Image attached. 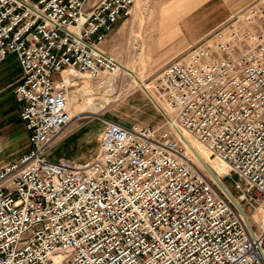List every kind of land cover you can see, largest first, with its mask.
I'll use <instances>...</instances> for the list:
<instances>
[{
	"label": "built area",
	"instance_id": "1",
	"mask_svg": "<svg viewBox=\"0 0 264 264\" xmlns=\"http://www.w3.org/2000/svg\"><path fill=\"white\" fill-rule=\"evenodd\" d=\"M134 2L0 0V64L17 59L13 96L28 142L0 166V264H264L261 4L157 73L166 129L104 121L90 163L48 158L74 121L75 77L118 70L99 45Z\"/></svg>",
	"mask_w": 264,
	"mask_h": 264
},
{
	"label": "rangeland",
	"instance_id": "2",
	"mask_svg": "<svg viewBox=\"0 0 264 264\" xmlns=\"http://www.w3.org/2000/svg\"><path fill=\"white\" fill-rule=\"evenodd\" d=\"M188 2L135 0L129 16L122 19L105 42L99 45L101 51L117 63L118 70L113 74L114 77H102L93 80V85L84 86L77 98L78 106L74 104L75 107H71L69 104L70 114L75 119L49 152L50 160L65 158L78 165L93 161L99 154L98 141L104 121L124 126H148L155 130L168 127V113L154 87L157 73L220 25L194 45L186 47L179 22L188 14ZM254 4L264 7V0H253L246 6ZM165 16L170 20V35L158 45L159 34L154 31L152 24ZM20 76L15 56L7 57L0 64V144L4 148L0 166L18 159L28 150L27 133L18 119V104L13 96ZM83 80L87 79L80 78V82ZM77 84L78 77H75L69 99L70 92L75 90ZM80 107H83L82 113ZM232 180L223 179V182L235 195L237 193Z\"/></svg>",
	"mask_w": 264,
	"mask_h": 264
},
{
	"label": "crops",
	"instance_id": "3",
	"mask_svg": "<svg viewBox=\"0 0 264 264\" xmlns=\"http://www.w3.org/2000/svg\"><path fill=\"white\" fill-rule=\"evenodd\" d=\"M253 0H189L188 14L179 22L185 46L189 47L224 22L230 14L241 10ZM181 19V18H180ZM170 20L167 16L154 22L152 28L159 34L158 45L169 37ZM167 36V37H166Z\"/></svg>",
	"mask_w": 264,
	"mask_h": 264
},
{
	"label": "bare ground",
	"instance_id": "4",
	"mask_svg": "<svg viewBox=\"0 0 264 264\" xmlns=\"http://www.w3.org/2000/svg\"><path fill=\"white\" fill-rule=\"evenodd\" d=\"M116 73V72H115ZM114 73V74H115ZM110 76H102V77H114L113 74H109ZM102 77H100L99 79H101ZM98 79V80H99ZM97 80V79H96ZM94 81L93 80H83L82 82H80V78H78V84H77V87L75 88L74 91H71L70 92V99H69V104L71 107H75L79 105V96L81 95L83 89H84V86H89V85H93ZM75 102V103H74ZM75 104V105H74ZM70 107V109H71ZM80 112L82 113L83 111V107H80L79 108ZM74 114V113H73ZM73 117V115H71ZM81 116V115H80ZM78 116V117H80ZM74 118V117H73ZM75 119V118H74ZM70 131V130H69ZM189 141V140H188ZM189 143L191 144V146L195 149V151L199 154V157L205 162L207 163L211 168H213L217 173L221 174L225 171V167L220 163L218 162L217 160H212L209 158L207 152L205 149L199 147L194 141H192L190 139Z\"/></svg>",
	"mask_w": 264,
	"mask_h": 264
}]
</instances>
